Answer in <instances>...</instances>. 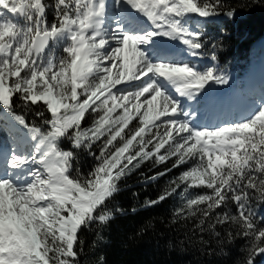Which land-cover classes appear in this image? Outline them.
Instances as JSON below:
<instances>
[{"label":"snow or ice","instance_id":"snow-or-ice-1","mask_svg":"<svg viewBox=\"0 0 264 264\" xmlns=\"http://www.w3.org/2000/svg\"><path fill=\"white\" fill-rule=\"evenodd\" d=\"M235 13L222 0H0V115L21 137L0 161V264H80V232L121 211L108 202L149 161L172 168L147 180L191 166L147 206L182 189L175 217L247 239L244 264L264 254L253 208L264 204V98L240 120L197 125L181 98L228 77L165 42L200 58L193 18ZM21 105L35 106L39 122L18 114ZM79 151L94 160L86 172ZM199 188L208 191L189 193Z\"/></svg>","mask_w":264,"mask_h":264},{"label":"trees","instance_id":"trees-1","mask_svg":"<svg viewBox=\"0 0 264 264\" xmlns=\"http://www.w3.org/2000/svg\"><path fill=\"white\" fill-rule=\"evenodd\" d=\"M225 8H235L232 19L219 15L196 21L201 25L202 42L205 47L202 56L217 55V63L223 68H234L237 64L248 65L253 55H264V0H222ZM52 13L49 11V20ZM213 45H216L213 48ZM19 104L20 102L17 101ZM36 107L26 110L21 105L16 108L18 114L25 115L31 123ZM91 123V116L85 126ZM69 148L64 141L61 145ZM95 150V149H94ZM81 171H88L94 160L86 151L78 152ZM171 169L166 165H153L145 162L139 169L130 173L120 182V191L108 202L110 209L119 208L105 225L93 224L80 232L84 241V251L80 255V264H244L249 247L248 240L234 237L229 241L227 227H218L220 236L211 230L200 231L195 227L194 219L183 220L173 215L181 207L183 200L178 189L168 199L147 206L146 201L155 200L187 166L172 169L156 180H147L157 172ZM207 189H190L191 195L202 194ZM258 227H264V204L253 205ZM134 209V211H133ZM230 211L235 212L234 206ZM97 232L101 239L97 240ZM95 242V243H94ZM102 258V259H101ZM261 255L254 258L258 263Z\"/></svg>","mask_w":264,"mask_h":264},{"label":"rangeland","instance_id":"rangeland-1","mask_svg":"<svg viewBox=\"0 0 264 264\" xmlns=\"http://www.w3.org/2000/svg\"><path fill=\"white\" fill-rule=\"evenodd\" d=\"M194 21H196V18H193ZM194 30H197L195 28V24L192 25ZM168 44L175 45V48L178 50V56L181 59L189 60L194 64H197L201 68L207 67V66H216L220 70L223 71V73L228 77V80H232V90L240 94L241 97L246 98L247 100H250L253 104V102H259L261 98H264V88L259 91V86L257 85V82H261L260 84L264 87V79L258 80L255 82V84L251 87H247L248 85V77L250 72L251 64L254 65V68H258L256 72L261 74L264 77V55H253V58L255 59L251 60L248 65L243 66L242 64H237L234 68H223L222 66H219L217 62H212L209 57L201 56L200 58H193L191 57L183 45H180L179 42H172V41H166ZM213 85L216 84H209L206 87V90H212L211 88ZM259 91L258 93L253 94L255 91ZM213 91V90H212ZM251 91V92H250ZM205 92L203 95L199 96L198 98L194 100H187L186 98H181V100H184L182 105L186 111L194 112L196 115L194 117L195 123L197 125L202 126H208V127H214L219 124H223L225 122L230 121H237L245 117L248 112L251 110L246 111L244 114H239L237 110L235 109V105L233 104L235 102V99H233L232 102H229L226 100V96L223 98L225 101H227L228 104H231L228 108L225 107L226 103L217 104L215 105L216 108H220V112L218 114H213L212 111L214 109V106L209 104L207 99L205 98ZM235 98V97H234ZM219 105V106H218ZM213 107V108H212ZM226 108V109H225ZM3 110L0 109V113H2ZM14 122L9 123L7 122L6 118L0 115V161H2L4 155L10 154V149L14 146L16 142H18L21 137L17 134V128H14L13 125ZM191 164L188 165L190 167ZM258 263L255 264H261L262 256Z\"/></svg>","mask_w":264,"mask_h":264},{"label":"bare ground","instance_id":"bare-ground-1","mask_svg":"<svg viewBox=\"0 0 264 264\" xmlns=\"http://www.w3.org/2000/svg\"><path fill=\"white\" fill-rule=\"evenodd\" d=\"M178 58H180V57L178 56ZM257 69L258 68H254V65L251 64V67H250L251 73L249 74V77H248L247 87H251L255 84L256 81L264 79V77L261 74L256 72ZM260 83L257 82V85L260 88L259 91L264 88L263 85ZM232 87H233L232 86V80L230 79L229 82L225 85H213V87L211 88L213 90V93L211 95H209L208 92H210L212 90H210V91L206 90L205 91V95H204L205 98L207 99L209 104L214 106V109L212 111L213 114H218L221 111L220 108L219 107L216 108L215 105L226 103L225 107H227V108L231 105V104H228L227 101H225V99L228 100L229 102H232L233 99H235V102L233 104L235 105V109L237 110V112H239V114H244L246 111H248L252 108V106H253L252 102L250 100H247L244 97H241L240 94H238L237 92L232 90ZM259 91L257 90L253 94L258 93ZM224 96H226L225 99L223 98ZM184 102H186V101L182 100V104ZM262 257L263 258H262V261L260 263L264 264V255Z\"/></svg>","mask_w":264,"mask_h":264}]
</instances>
